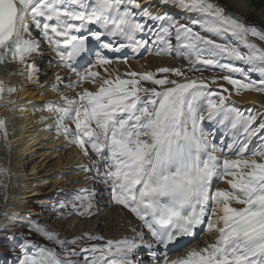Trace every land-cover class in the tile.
<instances>
[{
  "label": "snow or ice",
  "instance_id": "snow-or-ice-1",
  "mask_svg": "<svg viewBox=\"0 0 264 264\" xmlns=\"http://www.w3.org/2000/svg\"><path fill=\"white\" fill-rule=\"evenodd\" d=\"M163 2L195 18L182 23L140 0H0V64L22 65L21 75L39 83V68L28 59L48 45L57 65L76 79L67 77L65 84L66 77L56 73L54 83L40 85L59 95V101L45 102L42 110L54 115L56 135L90 161L80 169L88 174L86 179L106 185L110 204L140 222V230L133 227V236L119 240L89 233L61 239L33 222L29 230L54 242L60 252L25 239L18 244L17 264H147L138 255L141 249L151 264H264V111L245 112L231 100L241 91L264 92V77L252 79L235 63L248 65L249 71L264 65V47L250 39L264 42V30L216 0ZM90 41L98 45L94 53ZM123 49L174 54L187 65L113 77L104 66L114 61L103 51ZM85 53L94 54L95 60L77 70L74 62ZM116 59L127 63V57ZM209 69L225 74L195 79L186 75ZM237 73L243 79L233 75ZM159 74L164 75L157 78ZM209 84L219 87L211 89ZM61 86L81 90L69 96ZM15 91L0 80V105H15L8 99ZM205 123L213 129L206 130ZM215 126L228 134H221L220 144L215 143ZM0 134L7 143V120L2 117ZM253 138L259 144L249 155ZM7 176L9 170L0 165V177ZM218 180L228 188H216ZM80 191L84 195L73 210L91 215L95 191ZM198 231L215 238L170 258ZM81 239L103 243L85 247L79 245Z\"/></svg>",
  "mask_w": 264,
  "mask_h": 264
},
{
  "label": "bare ground",
  "instance_id": "bare-ground-1",
  "mask_svg": "<svg viewBox=\"0 0 264 264\" xmlns=\"http://www.w3.org/2000/svg\"><path fill=\"white\" fill-rule=\"evenodd\" d=\"M159 2H160V0H151L150 6H152V4H155V6H157V8L159 10L158 12H164V11L168 10L172 14H179L180 13L179 9H177V8H175L169 4H166L163 1L160 2L161 4H159ZM216 2L222 3L227 8L228 12H231L235 15H238L241 18L247 17L250 21L264 24V9L262 8V0H216ZM152 10H154V9H152ZM188 14L190 16H194V14H191V13H188ZM51 54L53 56H55V54L53 52H51ZM132 57H134L133 54H132ZM29 60L31 62L35 61L36 55L33 54V56L28 59V62H29ZM35 63L37 65V67L41 66V64H42L41 62H38V63L35 62ZM167 65H168V61L153 60L152 58L147 57L145 60L139 61V63L135 62L134 58H130L127 65L115 64V65H105V67H106L108 73L113 74V77L115 74L119 73V74H121V78H127L123 74L128 73V72H133V71L140 73V72H143L145 70L146 71H152L153 73H155L156 69H158L160 67H165ZM97 72H99L101 75H105L104 69L99 70ZM54 74H55V72H51L52 78L54 77ZM64 74L68 77L72 76L70 73V70H68ZM0 80H4L9 86H14L16 88V91L11 96L8 97L9 100L15 101V105H13L11 103H6L4 105H0V117L5 118L7 120V131H8L7 143H5L4 138L0 139V165H2L3 167H5L7 169H8V167H11L12 169L14 167L18 168L20 162L24 158V154L27 153V149H28L30 142H32V143L37 142L33 146L31 144V146L33 148L35 146H38L39 142H42V143L47 142L45 146H48L50 149L53 150L54 154H56V155H54V158H55V156L59 157L58 166H60V167H62V165H60V162H61V160H63L64 157H65V164H68V162L71 161L73 158H75L76 161H79L82 157V154L79 151H75L73 148H70L71 146L66 144V142L62 136L58 137L56 135V131H55V128L53 126L54 125V115L49 113V112H46L45 110H42V106L44 105V101L48 100L50 98V94H51L50 91L47 89L40 91L39 90L40 84L28 81L25 76L22 78H20V76H16V77L12 76V77H9L8 79H0ZM53 82H55V81H53ZM66 83H69V81H66L65 84ZM84 86L89 87L93 91L95 90V88H93L92 85H84ZM75 90L80 91L81 88L78 87ZM61 92H63V91H61ZM67 95L71 96V90L67 91ZM250 101L255 102L256 104L261 103L258 100V98L253 97L251 95H245L244 98L240 102L242 104H245V103L250 102ZM19 105H23V107L19 108L18 107ZM263 106L264 105H259L258 107H263ZM49 121H51V122L49 123ZM46 129H51V130H46ZM49 133L52 134L53 136H55V141H52L51 135ZM26 135H28V136H26ZM44 140H45V142H44ZM65 148H68V149H65ZM46 149H48V148H46ZM44 151H45V149H44ZM32 154H33V156H34V154H35V156L39 155L41 158L45 157V155H46V154H40V153L37 154L36 152H32ZM49 157L53 158V156L52 157L49 156ZM7 159H8V162L6 163ZM74 163L75 162H73V164ZM55 168H57V167H55ZM0 179H1V177H0ZM3 185H5L4 180H3ZM3 185H0L1 188H3ZM10 185H11V188L13 189L11 191H17V195L20 192V190L23 188L22 187L20 189V188L14 187L15 185H13V184H10ZM54 187H55V185H54ZM3 192L5 193L6 191L4 190ZM6 194H8V193L6 192ZM102 197L107 199L108 198L107 192ZM28 198H30V197H28ZM17 200H16V202H17ZM101 202H103V205L106 207L107 213L112 211V207H111L110 202L108 203V202H105L103 200ZM2 205H3V203H2ZM3 206H5V205H3ZM22 210L23 211H25V210L30 211V209L23 208V206L20 203H15L14 205L12 204L11 209H7V210L2 209V211H4V212L1 211V213H0L1 229H2L4 217L7 216L9 214V212H21ZM26 211H25V213H26ZM28 213H30V212H28ZM59 216H60V214H59ZM85 217L91 218V220H94L99 225H102L103 229L106 232L111 228L113 221L114 222L120 221L122 224L125 222L124 220H121V216L118 217L116 215L111 217V218L110 217L107 218L108 220L111 219L110 224L109 223L105 224V223H102L101 221L98 222L94 215L90 216L88 214H85ZM61 219H62V217H61ZM63 221H65V220H63ZM9 222L7 223V225H5L4 230L2 231L3 235H1L2 240L0 242L3 241V237L5 236V234L10 233V231L12 230V228H10V227L11 226L13 227V225H12L13 223H14L15 227L23 224L22 222H21V224H18V223H20L19 220L9 221ZM70 223L74 225L73 228H76L77 231L80 230L83 227V225H86V227H85L86 232L91 230L94 226L93 224L87 225L86 223H84V221L77 222V221H75V219L73 217L71 218V221L69 222V224ZM119 229L120 230L122 229L121 224L112 225L111 234H110L109 238H114L116 235L119 236V231H120ZM214 238H215L214 235L206 234L205 237H203L204 244L203 245L201 244L200 247H203L206 243L211 242L212 240H214ZM194 246H197V248H198L197 244L193 245L192 247H194Z\"/></svg>",
  "mask_w": 264,
  "mask_h": 264
},
{
  "label": "rangeland",
  "instance_id": "rangeland-1",
  "mask_svg": "<svg viewBox=\"0 0 264 264\" xmlns=\"http://www.w3.org/2000/svg\"><path fill=\"white\" fill-rule=\"evenodd\" d=\"M220 5L223 6L222 4H220ZM262 8L264 9V0H262ZM225 9L227 11L226 7H225ZM242 18L246 23L264 30V24L250 21L247 17H242ZM250 39H253L261 47H264V42H260L258 40H255V38H250ZM20 67L22 68L23 66L20 65ZM21 70L23 71V68ZM21 72H19L17 70V67H15L13 65V63H11V65L8 66L7 73L12 75L13 77H16L19 75H20V78L24 77L23 75H21ZM187 76L189 78H191L192 75H187ZM205 76H207V78L212 77V75H205ZM26 136H28V135H26ZM44 142H45V140H44ZM36 143L37 142H34V143L30 142L28 149H27V153L24 154V158L20 162L18 168L14 167L12 169L11 167H8L9 176L1 177V179L5 181L6 187L3 186V188H1V186H0V190H1L0 191V213H1L2 209L3 210L11 209V205L12 204L14 205L15 203H20L23 206V208L30 209V211L25 210L26 213L23 210L21 212H9V214H8L9 216L7 215L4 217L2 229H1V222H0V241L2 240L1 239V235H3L2 231L4 230L5 225H7V223L9 221L19 220L20 223H18V224H21V222L23 223V224L16 226V227L14 226V223H13L12 224L13 227L12 226L10 227V228H12L10 233L5 234V236L3 237V241H5V240H7V241L6 242H3V241L0 242V254H3L6 257V259H10V257L13 255L12 253H9L12 251V249L16 250L15 254L17 256L19 255V249H18V245L16 244V240L20 241L19 240L20 238L22 240L28 239L31 241H32V239H40V240L45 241L48 244H53V242L47 241L43 237H41L40 235L36 234L35 232H31L29 230L30 225L33 222L39 223L40 225L47 228L49 231L56 232L60 238L64 237L63 231H65V229H67L71 225V223L69 224V222L71 220L67 219V220L63 221L61 219V217H63V216L68 217L66 215H63L65 211L62 210V215L61 214H60V216L58 215L56 217V219L54 220V219L49 218L50 213H47L45 209H42L39 207V203H40L41 198L47 199V197H49L51 192L58 194L57 192L62 191L61 189L69 182L68 179L71 178V174H68V173L66 174L64 172L65 170H63V168L65 166L64 165L65 157L63 158V160H61L60 165H62V167H60V166H58L59 157L55 156V158H54V155H56V154H54V152L52 153L53 150L52 151L49 150L47 152L44 151L45 148L50 149L48 146H45L47 142L46 143L39 142L38 146H35L33 148L32 146L35 145ZM31 144H32V146H31ZM32 152H36L37 154H39V153L40 154H46V155H45V157L41 158L39 155L35 156V154H34V156H33ZM49 156H51V157L53 156V158H50ZM7 162H8V159H7L6 163ZM55 167H57V168H55ZM10 184L15 185L14 187H16V188H20V189L22 187L23 188L20 190V192L17 195V191H11L13 189L11 188ZM54 185H55V187H54ZM4 190L8 194H6V192L4 193L3 192ZM71 191H75V186H73ZM28 197H30V198H28ZM71 199L73 200V202H76V197H71ZM16 200H17V202H16ZM2 203L5 206H3ZM65 204H67L69 207L73 206V205H71L70 202H65ZM32 208L36 212L34 211L35 212L34 215L32 217H30ZM2 212H4V211H2ZM28 212H30V213H28ZM109 217L111 218V215H109ZM104 223L110 224L111 219L110 220L107 219V221H105ZM115 223L116 222L113 221L112 225H114ZM112 225H111V228H112ZM61 228H62V231H60ZM111 228L107 232L102 231V236L105 238L109 237L111 234ZM66 237H67L66 239H71V238L76 237V236L71 231V232L66 234ZM80 242H81V240L79 241V243ZM73 259L80 260L82 258L74 257Z\"/></svg>",
  "mask_w": 264,
  "mask_h": 264
}]
</instances>
